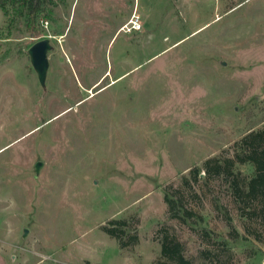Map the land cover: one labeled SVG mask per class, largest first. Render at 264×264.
<instances>
[{
  "label": "rangeland",
  "instance_id": "obj_1",
  "mask_svg": "<svg viewBox=\"0 0 264 264\" xmlns=\"http://www.w3.org/2000/svg\"><path fill=\"white\" fill-rule=\"evenodd\" d=\"M46 7L37 37L0 8V264H179L161 257V231L191 264H264L225 185L189 173L264 125V0ZM133 13L141 29L121 31ZM45 38L41 83L28 49ZM165 189L202 221L169 218ZM111 219L136 240L120 247L101 229Z\"/></svg>",
  "mask_w": 264,
  "mask_h": 264
},
{
  "label": "trees",
  "instance_id": "obj_2",
  "mask_svg": "<svg viewBox=\"0 0 264 264\" xmlns=\"http://www.w3.org/2000/svg\"><path fill=\"white\" fill-rule=\"evenodd\" d=\"M49 1L0 0V8L5 15H8L10 11L15 13L19 19L23 20L25 30L30 36L37 37L41 34L38 18L43 12L50 11L46 7ZM231 149V155L210 157L205 159L200 167L194 166L190 169V176L195 183L201 179L213 178L225 185L228 194L236 204L237 214L241 220L243 230L247 234H254V239L257 241L264 242V125L244 134L233 143ZM237 165H247L250 168L249 173L246 176L242 175L240 171L236 170ZM182 180L185 184L189 183L184 176ZM175 193L177 191L164 190L163 197L167 205L168 217L183 223H200L202 217L193 209L185 207L181 198ZM215 205L217 210H222L223 218L230 227L229 236L237 239L239 234L232 224V218L228 214L226 206L222 203H216ZM254 223L258 226L252 229ZM101 229L113 237L120 247L137 238L135 234L128 233V221L126 219L108 220L101 226ZM161 232L158 238L161 257L165 260H174L179 264H191V259L183 255L182 244L176 238L170 237L168 233ZM199 234H201L203 240L217 244L222 252L230 249L226 241L221 239L218 241L212 240L206 227L201 226ZM200 254L204 255V253Z\"/></svg>",
  "mask_w": 264,
  "mask_h": 264
},
{
  "label": "water",
  "instance_id": "obj_3",
  "mask_svg": "<svg viewBox=\"0 0 264 264\" xmlns=\"http://www.w3.org/2000/svg\"><path fill=\"white\" fill-rule=\"evenodd\" d=\"M50 48L48 39H41L35 42L29 49L28 53L31 58V63L36 70L39 80L41 83L44 82L48 60H47V51Z\"/></svg>",
  "mask_w": 264,
  "mask_h": 264
},
{
  "label": "built area",
  "instance_id": "obj_4",
  "mask_svg": "<svg viewBox=\"0 0 264 264\" xmlns=\"http://www.w3.org/2000/svg\"><path fill=\"white\" fill-rule=\"evenodd\" d=\"M142 27V21L140 15L133 13L128 21L122 25L121 31L125 32H136L139 31Z\"/></svg>",
  "mask_w": 264,
  "mask_h": 264
}]
</instances>
